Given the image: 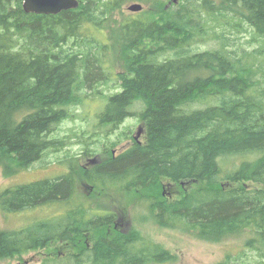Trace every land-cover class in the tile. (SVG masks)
<instances>
[{
    "label": "trees",
    "instance_id": "1",
    "mask_svg": "<svg viewBox=\"0 0 264 264\" xmlns=\"http://www.w3.org/2000/svg\"><path fill=\"white\" fill-rule=\"evenodd\" d=\"M79 1L76 9L46 15L27 13L22 0H0V163L26 170L47 151L61 150L65 139L50 134L75 121L90 94L97 95L103 108L95 137H108L130 116L143 124L145 137L82 172L83 179L118 194L163 180L190 184L175 199L150 194L155 219L209 241L241 239L218 264H264V0H138L148 9L117 27L116 11L135 0ZM112 54L121 64L120 84L106 95L101 86L113 73ZM70 162L57 178L0 191L5 212L68 208L0 232V259L106 225L82 215L81 171L74 157ZM171 259L135 229L69 255L72 264Z\"/></svg>",
    "mask_w": 264,
    "mask_h": 264
},
{
    "label": "rangeland",
    "instance_id": "2",
    "mask_svg": "<svg viewBox=\"0 0 264 264\" xmlns=\"http://www.w3.org/2000/svg\"><path fill=\"white\" fill-rule=\"evenodd\" d=\"M164 1L172 2V0ZM135 2L142 3L143 10L139 12L129 11L128 6ZM147 9L148 6L142 1H130L116 11L113 26L117 27V22L125 16L136 15ZM115 32L116 29L113 30V41ZM242 37L241 42H246L245 36ZM110 58H112L113 64V61H115L113 73L109 77L108 84L101 86L106 95L119 89L120 80L117 74L122 70L121 64L116 62L119 61V58L116 60L114 54ZM100 100L99 96L90 94L85 104L76 111L79 116L75 121H64L50 134L51 139H65L61 150L47 151L40 161L26 170H18L12 162H1L0 191L37 180L57 178V176L67 172L68 168L71 167L69 160L74 157L79 167L78 170L81 171L80 179L82 178L76 189V197L81 200L82 205L88 207L86 210L93 208L95 210L116 212L123 217V220L117 227L114 224V227H112L114 231L128 232L135 229L144 238L161 245L172 255L171 260L151 261L147 264H218L225 258L227 251H235L241 247V239L232 238L219 242L209 241L197 237L187 230L161 224L155 219L153 210L149 205L150 194L165 199H175L185 188L192 186L190 184H174L168 180H163L158 186L147 191H130L122 194L116 193L113 190L114 187L111 186L104 187L95 184L94 186L92 183L90 184L93 186H89L84 184L82 165L88 161V158H95L98 154L111 155L113 147L115 153L120 154L135 142L137 136L138 139L144 140L141 134H137L140 121L135 116H130L125 120L113 136L95 137L94 132L96 130L93 129L95 128L97 113L103 108V102H100ZM134 109H137V107ZM128 134L130 137L127 136ZM112 143L114 146H111ZM105 148L108 149L107 154H105ZM106 179L102 181L106 180L107 184H114L113 181L109 180L110 178L106 177ZM200 184L204 183L198 182L196 185L199 186ZM60 207L62 209L64 204L60 203L58 206L47 205L21 212H5L0 208V232L19 231L29 227L34 222L37 223L36 221L55 218L59 214ZM108 231L109 229L106 226L93 229L88 236L81 235L75 241L53 242L47 247L30 250L23 255L2 258L0 264H44L47 260L55 261L57 264H72L69 255H76L88 243L91 244L101 237L109 236ZM52 264L55 263L52 262Z\"/></svg>",
    "mask_w": 264,
    "mask_h": 264
},
{
    "label": "flooded vegetation",
    "instance_id": "3",
    "mask_svg": "<svg viewBox=\"0 0 264 264\" xmlns=\"http://www.w3.org/2000/svg\"><path fill=\"white\" fill-rule=\"evenodd\" d=\"M140 125H143V124L140 122L139 125H138V128H140ZM113 135H114V131L109 136H113ZM141 136L143 138L145 137V131H144L143 126H142ZM143 141L140 138L139 139H135V142H138V143H141ZM131 145H129V146H131ZM111 146H114V144L112 143ZM107 148H105V154H107V152H108V149ZM115 152L116 151L114 150V147H113L112 148V151H111V155L98 154V155H96L95 158H88V161L84 165H82L83 171L87 172V171H89V170L97 167L98 165L104 163L108 159H114V155H118ZM84 184H87L89 186H93L94 185V184L91 185L90 182H88L87 180L84 181ZM86 208H88L86 205H82L81 206L82 213H83L82 215H84V217H86L87 219H89L90 216H96V217H102V218H104L106 220L104 222V224H106V225H103L101 227H105V226L108 227V229H109V231H108L109 232V236H114V229H112V227H114V224H115L116 227L119 226V223L122 222L123 217L121 215L116 214V217L114 218V211H110V210L103 211L101 209L100 210H95L93 208L86 210ZM63 209L65 210V209H68V208H67V206H64ZM62 211L59 210V213H61ZM95 229H98V228H95ZM92 230L93 229H91V230L88 229L87 231H85V232L82 233V236H88V234ZM85 247L92 248V243L91 244L88 243L87 246H85Z\"/></svg>",
    "mask_w": 264,
    "mask_h": 264
},
{
    "label": "water",
    "instance_id": "4",
    "mask_svg": "<svg viewBox=\"0 0 264 264\" xmlns=\"http://www.w3.org/2000/svg\"><path fill=\"white\" fill-rule=\"evenodd\" d=\"M23 8L27 13L56 15L63 11L76 9L80 5L79 0H22ZM180 0H172L171 3H178ZM142 3H132L128 6V10L131 12H139L143 10ZM142 132V125H140L138 135ZM138 139V136L136 137Z\"/></svg>",
    "mask_w": 264,
    "mask_h": 264
}]
</instances>
